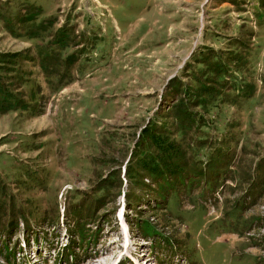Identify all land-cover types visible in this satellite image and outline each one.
Masks as SVG:
<instances>
[{
    "label": "rangeland",
    "instance_id": "1",
    "mask_svg": "<svg viewBox=\"0 0 264 264\" xmlns=\"http://www.w3.org/2000/svg\"><path fill=\"white\" fill-rule=\"evenodd\" d=\"M0 53V264H264V0H0Z\"/></svg>",
    "mask_w": 264,
    "mask_h": 264
},
{
    "label": "trees",
    "instance_id": "2",
    "mask_svg": "<svg viewBox=\"0 0 264 264\" xmlns=\"http://www.w3.org/2000/svg\"><path fill=\"white\" fill-rule=\"evenodd\" d=\"M59 42L62 44V48L66 47L68 45V41L64 38L60 39ZM20 53H13L7 54V53H0V62H3V57H13L18 56ZM13 59V58H12ZM0 65V113L9 112L12 110H15L17 108H23L26 106V103L23 99H18L12 89L9 88L7 83L4 81V73L2 72L3 67ZM215 71V70H210ZM209 71V72H210ZM221 75V73H219ZM209 83H206L202 86V88L206 89L205 92L202 90L201 92L196 95V97L202 98L204 95L212 94ZM175 90L180 91L179 88L175 87ZM188 90V89H185ZM199 104H203L204 106H207L206 99H199ZM147 131L149 133V137L152 140V143L156 147L158 154L156 156L159 157V160L156 159L153 155V160L155 162V165L152 166L151 172L152 173H160L161 168H164V166H168L167 168H171V165L173 164V158L176 157L179 152V143L176 139H169L168 136H163L157 133L156 128L154 129H148V127L144 128V132ZM181 131V129H180ZM149 163L146 162V158L143 161L144 168H147Z\"/></svg>",
    "mask_w": 264,
    "mask_h": 264
}]
</instances>
